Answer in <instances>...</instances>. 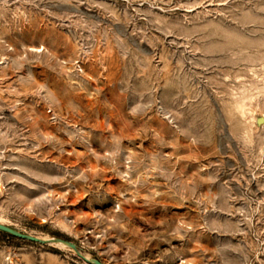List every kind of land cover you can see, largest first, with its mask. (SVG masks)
<instances>
[{
    "label": "rangeland",
    "instance_id": "1",
    "mask_svg": "<svg viewBox=\"0 0 264 264\" xmlns=\"http://www.w3.org/2000/svg\"><path fill=\"white\" fill-rule=\"evenodd\" d=\"M0 224L46 241L0 264H264V0H0Z\"/></svg>",
    "mask_w": 264,
    "mask_h": 264
},
{
    "label": "water",
    "instance_id": "2",
    "mask_svg": "<svg viewBox=\"0 0 264 264\" xmlns=\"http://www.w3.org/2000/svg\"><path fill=\"white\" fill-rule=\"evenodd\" d=\"M0 232L3 234H6V235L12 236L13 238L20 239V240L27 241V242H33V243H37V244H44L46 242V241H44L38 237L28 235L25 233H21V232L15 230L9 226L3 225V224H0ZM52 241L59 243V244L67 245L70 248L76 250L75 244H73L70 241H66V240H63L61 238H56V239H53ZM87 261H89V260H87ZM92 263L93 264H102L101 262H99L97 260H93Z\"/></svg>",
    "mask_w": 264,
    "mask_h": 264
},
{
    "label": "trees",
    "instance_id": "3",
    "mask_svg": "<svg viewBox=\"0 0 264 264\" xmlns=\"http://www.w3.org/2000/svg\"><path fill=\"white\" fill-rule=\"evenodd\" d=\"M5 235H6V234H5ZM6 236H7V237H10V238H13L12 236H9V235H6ZM57 236H58L59 238L63 239V240H66V241H70V242H71V240H70L69 238L65 237V236L58 235V234H57Z\"/></svg>",
    "mask_w": 264,
    "mask_h": 264
}]
</instances>
